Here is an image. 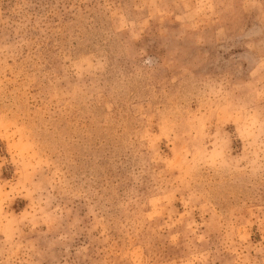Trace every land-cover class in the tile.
<instances>
[{
  "label": "rangeland",
  "instance_id": "1",
  "mask_svg": "<svg viewBox=\"0 0 264 264\" xmlns=\"http://www.w3.org/2000/svg\"><path fill=\"white\" fill-rule=\"evenodd\" d=\"M0 264H264V0H0Z\"/></svg>",
  "mask_w": 264,
  "mask_h": 264
}]
</instances>
